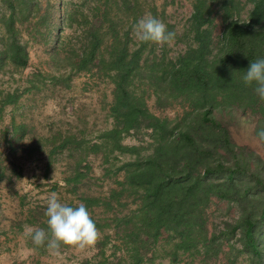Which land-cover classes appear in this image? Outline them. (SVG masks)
I'll return each instance as SVG.
<instances>
[{
    "label": "trees",
    "instance_id": "1",
    "mask_svg": "<svg viewBox=\"0 0 264 264\" xmlns=\"http://www.w3.org/2000/svg\"><path fill=\"white\" fill-rule=\"evenodd\" d=\"M146 2L0 0V73L24 71L31 43L50 47L48 69L32 73L25 92L41 90L47 82L69 87L73 77L86 73L106 77L113 85L110 128L93 140L74 134L44 140L59 141L51 154L67 150L73 157L72 172L63 179L73 192L90 171L87 156L100 153L110 166L121 154L133 157L116 167L123 178L106 199H80L88 211L101 206L113 214L105 220L91 216L99 231L108 228L113 234L97 241L94 264H157L163 259L178 264L182 257L215 264L236 230L241 248L227 264H235L238 254L246 256V264H264V164L254 151L236 144L216 116L248 114L252 134L264 150L257 136L264 129V100L242 79L251 61L264 58V0H192L181 33L164 22L173 40L183 45L175 57L167 55L165 44L156 53L153 42L134 38L133 27ZM246 3L251 9L241 18ZM148 10L156 18L155 6ZM216 17L221 24L217 37ZM20 95L0 92V113ZM151 97L159 108L177 102L187 108L175 119L159 117L147 105ZM26 131L13 121L2 131L11 153L23 147ZM140 133L151 140L147 155H141L143 146L122 143L125 136ZM40 144L26 147L31 153ZM3 161L0 154V181L10 183ZM10 165L11 174L21 176L14 161ZM124 198L135 208L120 215L115 209L126 205ZM215 199L237 207L235 225L209 228L207 209ZM30 214L25 221L38 222ZM42 218L39 226L47 229L48 218ZM108 244L112 251L106 254Z\"/></svg>",
    "mask_w": 264,
    "mask_h": 264
},
{
    "label": "rangeland",
    "instance_id": "2",
    "mask_svg": "<svg viewBox=\"0 0 264 264\" xmlns=\"http://www.w3.org/2000/svg\"><path fill=\"white\" fill-rule=\"evenodd\" d=\"M192 0H147L144 5L143 16L151 14L149 6H155L156 18L163 23L174 25L176 33H181L187 18L191 12ZM246 2V0H243ZM251 9V4L246 3L241 18H245ZM165 24V23H164ZM221 32L219 18H215L214 36ZM133 35L138 39L133 27ZM215 42L217 40L215 38ZM160 44L153 43L156 53L160 51ZM183 45L175 40L165 44V51L169 57H175L182 51ZM30 52L29 66L19 74L0 73V92L21 93L14 105H7L0 113V154L4 159L6 175H11V182L0 181V245L4 249L3 260H13V264H94L98 257L96 244L84 250H74L64 246L59 255L53 254L43 247L44 252L33 248V242L27 235L28 229L43 228L39 226L44 222L47 201L55 193L61 203L76 206L82 197H95L106 199L112 189L116 188V181L123 178L121 171L116 167L123 161L133 158L130 154H121L114 165L104 162L102 154H91L86 157V163L90 166L87 178L78 183L75 192L72 186L64 184L63 179L72 172L73 157L67 150H57L51 154L54 144L46 139L58 135L74 134L78 138L93 140L104 129L112 126V119L108 117V109L112 99L113 85L106 77L93 73L80 74L70 81L69 87L52 85L49 82L44 87L30 91H24L28 87L27 79L31 78L36 70L46 72V64L49 46L29 43ZM147 105L151 112L159 117L175 119L180 117L186 106L173 103L166 108H159L153 97L148 99ZM217 118L224 123L231 135L232 140L239 146H246L254 151L264 164V150L257 139L253 136V119L248 114L235 111L229 114H216ZM23 124L27 131L22 138L20 150L14 153L9 151V146L3 137L2 131L11 122ZM40 141L35 152H29L28 144ZM151 142L148 135L143 133L130 134L122 140L123 144L143 146L141 155H147L151 150ZM76 155V154H75ZM14 161L20 169L21 176L15 177L10 172V162ZM264 168V167H263ZM264 172V169H263ZM125 206L115 210L125 214L135 208L131 199H122ZM30 212L38 222H26ZM95 219L105 220L110 218L112 211H106L101 206H95L89 210ZM30 214V215H32ZM209 228L222 229L225 223L235 225L239 218L237 207L223 200L215 199L207 209ZM32 219V218H31ZM101 240L106 234H112V229L104 228L99 231ZM240 230H236L229 242H224L223 253L215 264H227L228 257L237 255L241 248L239 241ZM97 243V242H96ZM229 245L233 247L229 251ZM7 248V250H6ZM106 254L111 253L110 245L105 248ZM191 263L189 259L182 257L178 264ZM157 264H168L166 259L156 260ZM235 264H246V256L238 254Z\"/></svg>",
    "mask_w": 264,
    "mask_h": 264
},
{
    "label": "clouds",
    "instance_id": "3",
    "mask_svg": "<svg viewBox=\"0 0 264 264\" xmlns=\"http://www.w3.org/2000/svg\"><path fill=\"white\" fill-rule=\"evenodd\" d=\"M134 27L140 42L164 45L174 39V33L168 31L167 26L151 14L139 19ZM243 73L244 84L253 86V91L264 100V58L251 61ZM257 136L264 141V129L259 130ZM45 215L48 218L47 230L29 228L27 232L37 247H45L53 254L59 255L64 246L84 250L94 246L99 239L96 222L83 202L70 206L61 203L53 193L47 201Z\"/></svg>",
    "mask_w": 264,
    "mask_h": 264
},
{
    "label": "crops",
    "instance_id": "4",
    "mask_svg": "<svg viewBox=\"0 0 264 264\" xmlns=\"http://www.w3.org/2000/svg\"><path fill=\"white\" fill-rule=\"evenodd\" d=\"M6 250H7V248H6ZM3 258H4V249L0 245V264H13V260H11V258L9 260H6V261H4Z\"/></svg>",
    "mask_w": 264,
    "mask_h": 264
}]
</instances>
